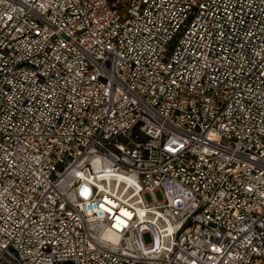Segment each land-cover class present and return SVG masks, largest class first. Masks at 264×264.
I'll list each match as a JSON object with an SVG mask.
<instances>
[{"label":"built area","instance_id":"2783aa9c","mask_svg":"<svg viewBox=\"0 0 264 264\" xmlns=\"http://www.w3.org/2000/svg\"><path fill=\"white\" fill-rule=\"evenodd\" d=\"M0 264H264V0H0Z\"/></svg>","mask_w":264,"mask_h":264},{"label":"rangeland","instance_id":"374dc122","mask_svg":"<svg viewBox=\"0 0 264 264\" xmlns=\"http://www.w3.org/2000/svg\"><path fill=\"white\" fill-rule=\"evenodd\" d=\"M156 196H157V198H158L159 200L162 199V196H161L160 192L156 193ZM147 199H148V200H151V197L148 196ZM145 238H146L145 240H146L147 243H151V242H152L151 236L146 235Z\"/></svg>","mask_w":264,"mask_h":264}]
</instances>
